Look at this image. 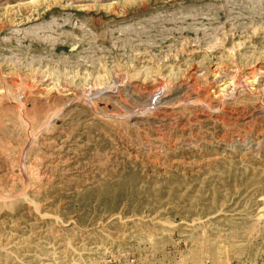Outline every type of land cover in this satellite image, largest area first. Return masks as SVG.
<instances>
[{
	"label": "rangeland",
	"instance_id": "rangeland-1",
	"mask_svg": "<svg viewBox=\"0 0 264 264\" xmlns=\"http://www.w3.org/2000/svg\"><path fill=\"white\" fill-rule=\"evenodd\" d=\"M0 264H264V0H0Z\"/></svg>",
	"mask_w": 264,
	"mask_h": 264
},
{
	"label": "bare ground",
	"instance_id": "bare-ground-1",
	"mask_svg": "<svg viewBox=\"0 0 264 264\" xmlns=\"http://www.w3.org/2000/svg\"><path fill=\"white\" fill-rule=\"evenodd\" d=\"M222 80V79H221Z\"/></svg>",
	"mask_w": 264,
	"mask_h": 264
},
{
	"label": "built area",
	"instance_id": "built-area-1",
	"mask_svg": "<svg viewBox=\"0 0 264 264\" xmlns=\"http://www.w3.org/2000/svg\"><path fill=\"white\" fill-rule=\"evenodd\" d=\"M133 262V261H132Z\"/></svg>",
	"mask_w": 264,
	"mask_h": 264
}]
</instances>
